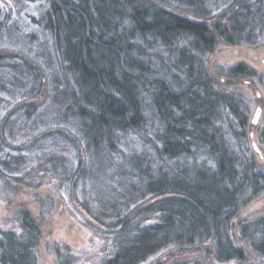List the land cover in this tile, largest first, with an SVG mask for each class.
<instances>
[{"label":"trees","instance_id":"obj_1","mask_svg":"<svg viewBox=\"0 0 264 264\" xmlns=\"http://www.w3.org/2000/svg\"><path fill=\"white\" fill-rule=\"evenodd\" d=\"M219 42L264 47V0H0L4 191L55 187L103 241L94 264L264 258V213L239 219L264 167L227 88L257 74H209ZM42 216L0 226V264H39Z\"/></svg>","mask_w":264,"mask_h":264},{"label":"rangeland","instance_id":"obj_2","mask_svg":"<svg viewBox=\"0 0 264 264\" xmlns=\"http://www.w3.org/2000/svg\"><path fill=\"white\" fill-rule=\"evenodd\" d=\"M244 62L256 71L257 77L237 81V85H227L232 91L243 95L249 113L248 135L250 145L259 162L264 167V146L259 141V134L264 129V47L254 48L246 45H227L219 42L215 52L210 57L207 68L209 74H223L222 69ZM219 76V75H218ZM219 76L221 80L226 79ZM258 107L262 113L257 122L253 116ZM37 196L53 198L44 215L41 214V203ZM23 205L29 208L40 220L43 237L39 248V264H58L56 246L65 251L71 264H94L102 255L103 241L88 226L83 217L79 216L66 201L60 197L53 186H44L37 190L22 188L17 193L4 191L0 181V226L13 227L16 209ZM264 213V197L246 206L239 219H253ZM67 250L69 251L67 253ZM249 263L264 264V258L250 254Z\"/></svg>","mask_w":264,"mask_h":264},{"label":"water","instance_id":"obj_3","mask_svg":"<svg viewBox=\"0 0 264 264\" xmlns=\"http://www.w3.org/2000/svg\"><path fill=\"white\" fill-rule=\"evenodd\" d=\"M261 113H262V109H261V107H258L254 113L253 120H252L254 124H257V122L261 116Z\"/></svg>","mask_w":264,"mask_h":264}]
</instances>
